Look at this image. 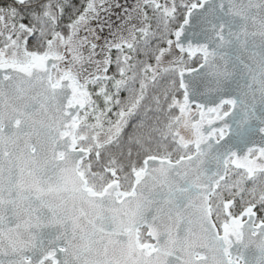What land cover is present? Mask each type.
<instances>
[{
	"label": "snow or ice",
	"instance_id": "obj_1",
	"mask_svg": "<svg viewBox=\"0 0 264 264\" xmlns=\"http://www.w3.org/2000/svg\"><path fill=\"white\" fill-rule=\"evenodd\" d=\"M0 264H264V0H0Z\"/></svg>",
	"mask_w": 264,
	"mask_h": 264
},
{
	"label": "flooded vegetation",
	"instance_id": "obj_2",
	"mask_svg": "<svg viewBox=\"0 0 264 264\" xmlns=\"http://www.w3.org/2000/svg\"><path fill=\"white\" fill-rule=\"evenodd\" d=\"M128 2H129V3H131V2H132V0H128Z\"/></svg>",
	"mask_w": 264,
	"mask_h": 264
}]
</instances>
